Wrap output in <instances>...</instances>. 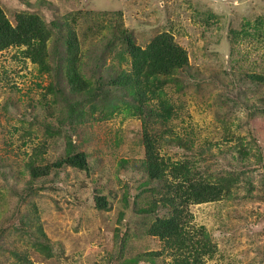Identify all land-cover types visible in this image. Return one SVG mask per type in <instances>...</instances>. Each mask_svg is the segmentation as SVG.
<instances>
[{"label": "rangeland", "instance_id": "1", "mask_svg": "<svg viewBox=\"0 0 264 264\" xmlns=\"http://www.w3.org/2000/svg\"><path fill=\"white\" fill-rule=\"evenodd\" d=\"M0 7L12 24L19 12L41 17L49 64L40 69L23 46L0 51V264L22 252L42 264H174L175 249L149 228L176 209L187 234L214 249L203 264H264V0ZM163 31L185 49L187 65L177 86L166 82L167 103L151 97L141 115L134 87L113 78L131 69L127 35L144 47ZM146 126L167 167L159 179L147 174ZM71 152L84 153L86 169L52 168L27 190L29 158L45 165ZM196 181L224 188L184 207L162 200Z\"/></svg>", "mask_w": 264, "mask_h": 264}, {"label": "trees", "instance_id": "2", "mask_svg": "<svg viewBox=\"0 0 264 264\" xmlns=\"http://www.w3.org/2000/svg\"><path fill=\"white\" fill-rule=\"evenodd\" d=\"M68 45H72L73 37L68 36ZM126 52L129 55L131 69L128 72H122L113 78L114 82L125 84V87L133 86V93L136 95L137 105L140 107L138 113L142 115L144 112L143 104L151 97H155L162 104L167 103V98L163 97L165 86L171 85L166 82H172L174 86L178 72L187 65V53L173 38L168 31L160 32L144 46L136 45L131 41L130 36H126ZM48 39V30L45 22L38 14L19 12L16 14L15 23L12 24L5 16L0 7V51L11 46H23L22 53L32 62L37 63L40 69L49 67L46 51V40ZM76 44V43H75ZM75 59L71 60L65 76L67 80L74 84L73 80L78 77L75 72ZM146 120V117H145ZM145 136L148 127H145ZM154 139L146 136L143 139L145 147V156L147 159V174L151 178H161L167 175V167L163 163L158 162L157 156L154 154L152 147ZM27 171L29 174L28 191L34 188V182L39 181L40 177L48 175L50 169L61 168L64 165H71L81 169H86V157L83 152H71L57 158L50 164H35L33 158L26 161ZM34 186V187H33ZM178 187V186H177ZM176 188V187H175ZM221 184H210L206 181H196L185 188L174 189L176 193L170 192L163 197L165 203L177 206H185L189 203H199L217 199L222 191ZM35 192V190H34ZM175 196V197H174ZM176 197H179L177 200ZM94 202L97 207L106 206L105 197L103 195H95ZM179 206V207H181ZM182 209L175 210L169 217H159L150 226L151 234L164 239L167 247L175 249L174 264H203V256L211 253L214 249L210 248L206 243V238L200 239L187 234V230L180 223V215ZM39 233L44 237V233L39 227ZM40 238L37 237L36 241ZM40 244V243H39ZM45 246V244H44ZM159 255V251L151 252ZM148 252V254L152 255ZM18 260L11 264H42L32 261L25 252L14 253Z\"/></svg>", "mask_w": 264, "mask_h": 264}]
</instances>
